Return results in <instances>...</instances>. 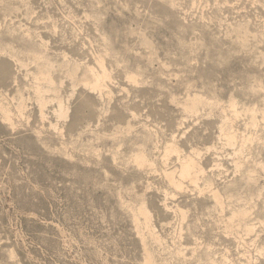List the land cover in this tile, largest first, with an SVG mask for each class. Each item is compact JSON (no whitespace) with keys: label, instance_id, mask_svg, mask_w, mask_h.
<instances>
[{"label":"rangeland","instance_id":"obj_1","mask_svg":"<svg viewBox=\"0 0 264 264\" xmlns=\"http://www.w3.org/2000/svg\"><path fill=\"white\" fill-rule=\"evenodd\" d=\"M0 264H264V0H0Z\"/></svg>","mask_w":264,"mask_h":264},{"label":"bare ground","instance_id":"obj_2","mask_svg":"<svg viewBox=\"0 0 264 264\" xmlns=\"http://www.w3.org/2000/svg\"><path fill=\"white\" fill-rule=\"evenodd\" d=\"M189 162H190V161H189ZM186 164H187V163H186ZM190 164H191V163H190ZM190 166H191V165H189V164L185 165V166H184V169H182V170H183L182 172H187V173H188V171L191 170V169H190Z\"/></svg>","mask_w":264,"mask_h":264}]
</instances>
